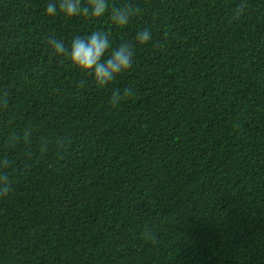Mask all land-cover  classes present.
<instances>
[{"label": "trees", "instance_id": "16d2710c", "mask_svg": "<svg viewBox=\"0 0 264 264\" xmlns=\"http://www.w3.org/2000/svg\"><path fill=\"white\" fill-rule=\"evenodd\" d=\"M50 2L0 0V264H264V0H109L126 27ZM97 30L134 49L104 88L47 44Z\"/></svg>", "mask_w": 264, "mask_h": 264}, {"label": "clouds", "instance_id": "9594fccd", "mask_svg": "<svg viewBox=\"0 0 264 264\" xmlns=\"http://www.w3.org/2000/svg\"><path fill=\"white\" fill-rule=\"evenodd\" d=\"M110 10L111 19L114 24L120 27H126L130 21L139 15L140 9L131 3L125 2L120 6H109V0H51L46 8L49 16H56L62 13L64 16L71 18L73 16H84L89 18H100ZM246 10V2H242L234 9V17L239 18ZM136 41L143 45L152 39L150 29H143L136 33ZM48 46L58 56H66L70 59L72 65L80 71L90 74L94 77L96 85L100 88L106 87L117 75L129 70L133 64L134 49L131 44H121L112 48L109 33L97 30L86 37H76L71 43V47L66 48L62 40L54 36L47 38ZM107 55V58H105ZM134 95L132 88H125L122 91L116 90L112 93L110 104L117 107L119 103ZM4 97L8 98V92L5 91ZM8 104L0 105V111H5ZM31 132L28 129L19 132L13 131L8 137L10 147L19 144L30 143ZM67 144L61 145V150L66 149ZM12 161L7 155L0 159V198L9 196L13 191V180L9 169ZM146 241L155 242L156 237L153 233L145 230L142 233Z\"/></svg>", "mask_w": 264, "mask_h": 264}]
</instances>
